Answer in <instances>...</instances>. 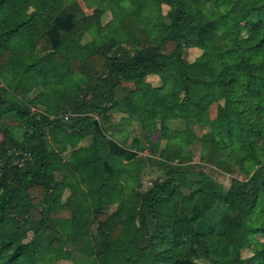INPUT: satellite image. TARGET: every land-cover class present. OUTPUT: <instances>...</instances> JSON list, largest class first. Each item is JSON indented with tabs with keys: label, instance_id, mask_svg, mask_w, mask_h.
Segmentation results:
<instances>
[{
	"label": "trees",
	"instance_id": "trees-1",
	"mask_svg": "<svg viewBox=\"0 0 264 264\" xmlns=\"http://www.w3.org/2000/svg\"><path fill=\"white\" fill-rule=\"evenodd\" d=\"M67 1L0 0V117L17 120L0 124V264H44L41 232L58 235L46 246L70 242L68 255L87 264H264L257 236L264 234V0H96L106 6L91 14ZM124 3L130 11H120ZM156 3L168 6L164 17L140 23V11ZM106 7L120 16L109 28L111 20L98 22ZM137 28L140 45L114 47L115 39L138 41ZM188 47L198 50L191 60L182 55ZM152 74L158 86L145 79ZM23 89L34 94L26 100ZM66 91L73 100L63 99ZM68 107L85 114L56 115ZM109 110L135 113L145 134L153 118L161 127L170 118L207 125L203 147L234 159L245 180L224 186L202 170L186 178L174 167L146 189H130V147L139 135L129 145L116 141ZM197 195L203 208L191 204ZM172 204L191 205L189 214L170 212ZM213 205L222 208L215 221L204 217Z\"/></svg>",
	"mask_w": 264,
	"mask_h": 264
},
{
	"label": "rangeland",
	"instance_id": "rangeland-1",
	"mask_svg": "<svg viewBox=\"0 0 264 264\" xmlns=\"http://www.w3.org/2000/svg\"><path fill=\"white\" fill-rule=\"evenodd\" d=\"M69 1V0H68ZM67 1V2H68ZM120 7L121 10L130 11V7L127 4H122ZM99 6H106L105 2H99L96 0H74V5L72 6L73 10L78 13L91 14L94 8ZM125 6V7H124ZM168 6L165 3H156L151 4L147 7L146 10H141L138 17H145V19L140 20V23H144L145 20L149 17L150 19H158L163 18ZM214 15L218 22L220 23L222 18L224 17L223 10L220 7L215 8ZM119 15L111 12L110 8L106 7L98 16V22L100 24H105L109 20H111L108 28L117 21ZM120 17V16H119ZM139 24V22H138ZM0 26H3V21H0ZM139 28H137L134 32V37L138 38L140 32ZM140 38L142 36H139ZM90 39V33L85 32L81 38L82 42H86ZM139 39V38H138ZM114 47L119 45L123 47H128L133 50L134 47L140 45L144 40L139 39L138 41H128L123 39H115ZM172 44L166 43L164 46V50H169ZM29 48V46H26ZM36 54H40L38 51H35ZM198 50L194 47H188L183 49L182 55L186 60H191ZM76 55L81 56L84 54V49H80L75 52ZM145 79L152 84L153 86L159 85V78L156 75H147ZM3 80L0 79V84H2ZM126 85H131L130 83H125ZM81 86H83V82H81ZM19 87L22 88V85ZM41 89V87H38ZM24 90V89H23ZM25 99L27 100L34 94V89L25 91ZM82 92L80 91L76 98L82 96ZM121 91L119 87L115 91V96H121ZM159 96L161 95V91L156 92ZM65 98L73 100V96L71 91H66L64 93ZM88 96V95H87ZM45 99V98H44ZM61 105L62 99L57 95V99ZM66 104L63 103V106ZM31 109L34 108H42L41 104H30ZM216 104L212 102L208 105L206 114L207 117L212 118L215 115ZM85 112H76L72 108H66L64 111L57 112V116L63 115L64 120H66V116H82ZM94 116V115H93ZM109 120H113L116 122L118 127L113 134H110L116 141L121 144L129 145L130 139L132 136H138L139 140L134 144V146L130 149L135 150L136 156L134 157L132 164L130 165V170L128 174V183L127 185L130 189H135L137 191H142L146 189L154 179H159L163 177L164 171L169 168L177 167L178 170L183 171L186 178H192L196 171L202 170L207 173L211 178L220 182L224 186L229 185L232 178H236L239 180H245L246 175L241 171L238 167L236 161L230 158L227 154L219 150L218 148H214L213 146H205L203 147L202 142L200 140L201 136L208 131V126L202 123H197L193 120L184 121L182 118H170L165 121V126L161 127L157 118H153L154 124L152 129H149V134H145L148 132V128L145 127L140 129V123L137 119L135 113H132L130 116L127 113H120L116 110H109L108 115ZM16 119L11 115H3L0 117V124L9 123L15 124ZM112 122V121H111ZM119 122V123H118ZM84 125L86 122L83 123ZM22 129L16 133V137H20V132ZM141 133L143 134L141 136ZM109 134V133H108ZM168 138H171L167 141ZM181 140H188L187 143L182 142ZM89 141V136H83L78 144H86ZM47 143L50 148L58 149V143L52 141L49 137H47ZM188 155V159L184 161H178L179 156ZM69 190H65L63 196L67 194ZM127 195V191H124L122 196ZM203 199L200 196H196L194 200H192V206L203 208L204 203ZM210 204V203H209ZM116 203H110L106 207V211H111L115 208ZM206 205V204H205ZM191 205H175L172 204L169 207V211L175 213L176 215H188L190 212ZM222 213V208L217 205H213L205 211L204 217L215 221ZM92 215V214H91ZM96 225V220L91 221L90 230H92ZM39 238V243L42 244V247L45 248V253L49 254V258L45 260L44 264H87L84 260V257H79L77 255H71L68 253L71 250V243H66L65 245H60L56 247L46 246L48 242L51 240L53 236H58L57 233L54 232H41ZM31 232L27 231L26 236L23 237V240H27L30 238ZM259 239H264L263 235H257ZM249 248L241 249V255L245 256L250 254ZM194 264H205L203 259H196Z\"/></svg>",
	"mask_w": 264,
	"mask_h": 264
}]
</instances>
